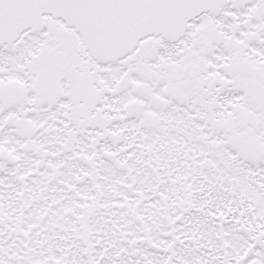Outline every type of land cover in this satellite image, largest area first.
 I'll list each match as a JSON object with an SVG mask.
<instances>
[{"label":"snow or ice","instance_id":"1","mask_svg":"<svg viewBox=\"0 0 264 264\" xmlns=\"http://www.w3.org/2000/svg\"><path fill=\"white\" fill-rule=\"evenodd\" d=\"M0 264H264V0H0Z\"/></svg>","mask_w":264,"mask_h":264}]
</instances>
